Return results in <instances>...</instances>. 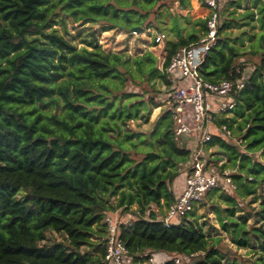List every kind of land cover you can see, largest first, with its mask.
I'll return each instance as SVG.
<instances>
[{"label":"trees","instance_id":"trees-1","mask_svg":"<svg viewBox=\"0 0 264 264\" xmlns=\"http://www.w3.org/2000/svg\"><path fill=\"white\" fill-rule=\"evenodd\" d=\"M175 3L192 9L191 0H0V264H103L106 217L118 211L134 217L120 235L135 264L153 254L172 259L165 264H241L200 223L206 201L169 227L163 222L177 200L173 184L192 159L175 136L171 110L149 134L131 127L149 123L160 106L129 85L156 91L159 81L170 91L167 68L207 35L209 16L185 17L192 23L186 37L172 28L178 40L168 44L162 66L151 51L131 57L99 44L102 31L149 29L150 18ZM238 10L241 0L226 2L217 42L196 72L206 83L244 87L233 92L231 112L214 116L212 138L201 148L217 149L226 160L220 170L232 172L233 191L208 193L214 201L221 192L224 206L211 202L220 232L264 264V163L255 158L264 156V0ZM68 19L85 35L80 49L76 36L55 28ZM234 27L250 29L243 32L248 46L228 33ZM246 58L256 62L247 67ZM248 198L247 206L261 201L259 208H241Z\"/></svg>","mask_w":264,"mask_h":264},{"label":"built area","instance_id":"built-area-1","mask_svg":"<svg viewBox=\"0 0 264 264\" xmlns=\"http://www.w3.org/2000/svg\"><path fill=\"white\" fill-rule=\"evenodd\" d=\"M199 1L209 11L207 35L199 42L181 49L172 59L166 74L173 84L168 100L171 103L169 110H171L174 121L175 136L178 139L192 136L195 141L198 140L204 144L212 138L209 127L213 124L214 115L228 113L235 108L233 92L241 90L244 83L240 82L235 85L228 81H222L218 84H210L197 77V69L203 64L210 49L217 42L221 5L228 0ZM132 34L135 35V33ZM165 39L166 35L160 33L156 37V42L161 43ZM223 130L226 129L223 128ZM227 133L229 136V132ZM222 164H219V168ZM219 170L215 164L206 163L202 151L192 154L183 193L167 211V216L163 221L165 226H171L176 219L182 220L213 190H234L230 178L231 172L227 170L219 173ZM106 225L108 230L106 256L103 264H135L134 258L129 254L121 238L120 227L122 224L118 218L107 216ZM169 260L172 259L153 254L151 260L145 264H165ZM175 264L184 263L177 258Z\"/></svg>","mask_w":264,"mask_h":264},{"label":"rangeland","instance_id":"rangeland-1","mask_svg":"<svg viewBox=\"0 0 264 264\" xmlns=\"http://www.w3.org/2000/svg\"><path fill=\"white\" fill-rule=\"evenodd\" d=\"M191 1H192V9L190 11L181 10L178 3H175L171 6L172 8H170L169 11L163 9L161 11L163 15L159 17L158 20L154 16H152L149 20L152 27H150L147 30H143L141 33H137L134 35L130 32L128 33L119 28L111 29L108 31H102L99 34V44L105 50H108L111 52H127L126 54L131 57L138 56L141 54V52L151 51L158 58L159 65H161V62L164 61V58L166 56V49L168 47V44L170 42H175L178 40L172 28L176 26L179 30H181L182 36L186 37L191 31L192 23L188 25L184 19L185 17L191 18V20L194 22L195 20L205 19V18H208L209 16V11L200 3L199 0L198 2L197 0H191ZM254 2L255 0H241V6L243 7V10H238V13L243 14V12H245L244 11L245 9H252ZM225 7H226V3L221 5V14L225 12ZM232 11L233 9H230V12ZM223 18L224 16H222V20ZM254 25L256 24L254 23ZM79 27L80 26L78 24H74L70 19L67 20L65 26H63L62 24H57L55 26V28H57L61 33H65V30H64L65 28L66 31L70 33L67 36V38H72V36H76L73 38V43L80 49L84 47V45L82 44V40L84 39L85 35L84 34L78 35V32L76 31V29ZM93 27H95L97 30H102L101 25H97V26L93 25ZM256 28H257V25H256ZM196 29L198 30L199 28L196 27ZM243 32L250 33V29L248 27H242V28L234 27L233 29L228 31V33H230L232 37L241 36L245 42V47H246L248 46V38H247V35L243 34ZM254 32H258V30H252V33ZM160 33L165 34L166 39L161 43H157L156 37ZM237 45L240 46L239 41ZM244 52H247V51H244ZM245 60L250 61L246 63L247 67L249 66V64L252 65L256 62L255 59H252V58H246ZM155 85L157 89L156 91L150 88V86H148L147 84L143 86L142 88L143 90H140L139 88L134 87V85H129L128 87L130 91H135L139 93L144 92V96L146 98H150V97L155 98V102L159 106H161L160 109L159 108H157V110L156 108L153 109L149 123H142V122L133 123L131 127L135 131H140V132L149 134L150 132L153 131L155 127L156 117L161 116L163 112L167 111L168 108H170L171 103L168 100L169 88L162 85L159 81H157ZM191 148H192L191 150L192 154L198 151L201 152L202 151L201 142L196 140L194 144L191 145ZM216 152H217V149H212L208 153L202 152L203 159L205 158L210 163L215 164L218 169H220L219 164L221 163L224 164L226 160L225 159L218 160V157L215 155ZM255 158L259 160L260 162L264 163V156H262L260 153L256 154ZM219 171H220L219 173H222L221 170ZM220 193L214 196V201H211L209 195L207 194L203 202L206 201L208 205L206 206L199 205L197 214L199 216H206V218L202 219L200 223L204 221L208 222L209 225L205 227V230L212 236L220 235L224 238V241L220 245V249L228 255V258L236 259L241 264H254V261L257 258L256 256L252 254L248 255V252L245 250H238L236 246H234L230 242L227 236L224 233L220 232V227L217 221V217L211 207L212 206L211 202H215V201H218L222 207L224 206L223 202H221L219 199ZM250 199L251 198L246 199V201H244V203L241 204L242 206L241 208H244L246 210H250V209L253 210V208L258 209L260 205L259 202L261 201H259L256 204H252L250 205L251 207H249L247 206L246 203L249 202ZM110 200L115 202V198H112ZM115 217L118 218V221L120 222V224L128 223L134 220L133 216H130L128 213H121L120 211L117 212V215ZM254 223H255V218L252 217L249 221V225H252ZM50 237L52 239H55V238L59 239V237L55 235L54 236L50 235Z\"/></svg>","mask_w":264,"mask_h":264},{"label":"crops","instance_id":"crops-1","mask_svg":"<svg viewBox=\"0 0 264 264\" xmlns=\"http://www.w3.org/2000/svg\"><path fill=\"white\" fill-rule=\"evenodd\" d=\"M197 2H198V0H197ZM191 3H192V1H191ZM142 53H144V52H141V54ZM164 60H165V58H164ZM162 63H164V61L161 62V66L163 65ZM158 108L160 109L161 106ZM156 110H157V108H156ZM168 110H169V108H168ZM217 115H220V114H215L214 116H217ZM231 115L232 114H229L228 116L230 117ZM159 117L160 116H157L155 121H157L159 119ZM180 139L183 140L184 147H187L188 149L192 150L191 145L194 144V138H192L190 136H185V137H181ZM188 166L187 165L185 166L186 168H185L184 172L173 184V192L177 198L183 193V190L185 187V182H186V175H187V172L189 169ZM116 215H117V212L114 215H112V217H115ZM159 255H162L163 257L165 256L164 254H159Z\"/></svg>","mask_w":264,"mask_h":264},{"label":"water","instance_id":"water-1","mask_svg":"<svg viewBox=\"0 0 264 264\" xmlns=\"http://www.w3.org/2000/svg\"><path fill=\"white\" fill-rule=\"evenodd\" d=\"M119 29H122V27H119ZM142 31H143V29H134V30H132V33L137 34V33H141Z\"/></svg>","mask_w":264,"mask_h":264},{"label":"bare ground","instance_id":"bare-ground-1","mask_svg":"<svg viewBox=\"0 0 264 264\" xmlns=\"http://www.w3.org/2000/svg\"><path fill=\"white\" fill-rule=\"evenodd\" d=\"M137 36V35H136Z\"/></svg>","mask_w":264,"mask_h":264}]
</instances>
